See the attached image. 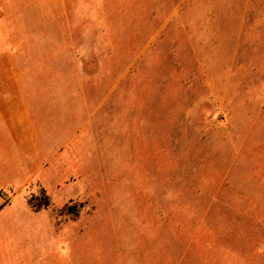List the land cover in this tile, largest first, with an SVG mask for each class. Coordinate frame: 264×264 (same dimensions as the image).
<instances>
[{"label":"rangeland","instance_id":"1","mask_svg":"<svg viewBox=\"0 0 264 264\" xmlns=\"http://www.w3.org/2000/svg\"><path fill=\"white\" fill-rule=\"evenodd\" d=\"M0 93V264H264V0H0Z\"/></svg>","mask_w":264,"mask_h":264},{"label":"crops","instance_id":"2","mask_svg":"<svg viewBox=\"0 0 264 264\" xmlns=\"http://www.w3.org/2000/svg\"><path fill=\"white\" fill-rule=\"evenodd\" d=\"M6 94L0 93V179L4 181L36 167L35 130L28 107L18 95Z\"/></svg>","mask_w":264,"mask_h":264}]
</instances>
